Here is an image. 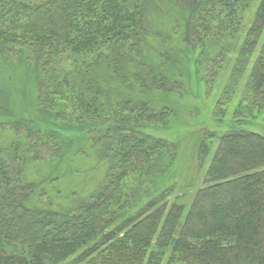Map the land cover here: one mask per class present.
<instances>
[{
	"label": "trees",
	"instance_id": "16d2710c",
	"mask_svg": "<svg viewBox=\"0 0 264 264\" xmlns=\"http://www.w3.org/2000/svg\"><path fill=\"white\" fill-rule=\"evenodd\" d=\"M252 1L0 0V73L32 67L42 113L1 125L18 139L0 145V264H264V135L233 125L214 145L206 133L191 200L164 184L176 142L146 131L178 116L157 99L191 94L194 53L206 92L225 80L216 121L236 93L231 122L264 112V0L242 24ZM79 136L104 175L50 197L33 165L86 155Z\"/></svg>",
	"mask_w": 264,
	"mask_h": 264
},
{
	"label": "rangeland",
	"instance_id": "374dc122",
	"mask_svg": "<svg viewBox=\"0 0 264 264\" xmlns=\"http://www.w3.org/2000/svg\"><path fill=\"white\" fill-rule=\"evenodd\" d=\"M260 0H253L250 7L244 12L243 25H246L252 19ZM210 55H214L211 51ZM196 56V53H194ZM189 56L185 58V64L189 69L191 94L185 96L184 99H176L169 97L168 101L157 99L156 104L168 103L175 107L176 114L168 126H148L146 131L155 136L164 137L168 140L176 142L178 146L177 157L173 165L168 181L164 182L165 186L176 185V189H180L184 185L189 186L188 195L191 200L195 191L201 186L205 170L208 166L209 155L207 162L202 169H198L196 161L197 147L200 140L206 133L215 132L216 136L209 138L213 140V144L218 142V136L222 132L230 129L233 125L241 126L252 131H256L264 135V112L256 114L251 122L234 123L231 122L230 116L233 112L239 94L236 93L229 98L226 103L227 115L222 122L215 120L213 116V108L217 99L225 86V80L218 79L215 81L211 90L206 92L204 86L196 80L197 71L202 72L206 63L195 61V57ZM180 57H184L180 54ZM230 73V68L236 59V51L230 50L226 56ZM202 60V59H201ZM28 64V63H26ZM12 70L13 80L10 81L7 74L0 73V145L8 148L12 143L17 142V137L7 128L1 125L18 119H27L33 123L41 124L42 113L35 105V71L28 65L18 64L17 68L10 67ZM245 79V78H244ZM244 79L240 81L239 86L243 85ZM241 88V86H240ZM238 88V91L241 89ZM190 113V114H189ZM213 145V148H214ZM75 148H83L86 152L84 156L69 157L65 163L59 162L43 163L33 165L36 168L31 170V177L36 179H44L40 189L45 190L50 197L60 198L62 193H73L83 190L81 183L89 181L90 186L98 182L104 175V166L97 164V152L90 147L88 139L79 136L75 141ZM212 148V150H213ZM129 185H136L134 180H129ZM80 188V189H79ZM79 189V190H78ZM179 194L183 190H177ZM190 201L187 202V206ZM63 264H73L72 259L67 260Z\"/></svg>",
	"mask_w": 264,
	"mask_h": 264
}]
</instances>
